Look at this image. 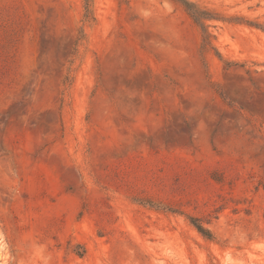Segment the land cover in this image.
Wrapping results in <instances>:
<instances>
[{"label": "rangeland", "instance_id": "rangeland-1", "mask_svg": "<svg viewBox=\"0 0 264 264\" xmlns=\"http://www.w3.org/2000/svg\"><path fill=\"white\" fill-rule=\"evenodd\" d=\"M191 1L0 0V264H264V0Z\"/></svg>", "mask_w": 264, "mask_h": 264}, {"label": "trees", "instance_id": "trees-1", "mask_svg": "<svg viewBox=\"0 0 264 264\" xmlns=\"http://www.w3.org/2000/svg\"><path fill=\"white\" fill-rule=\"evenodd\" d=\"M181 4V6L185 9V11L190 15L193 21L201 28L203 41L201 45V51L204 54L209 53L211 50H215V46L213 44V34L209 31L208 22L211 20L218 19V14L213 12L207 8L200 6L199 4L191 1V0H175ZM92 0H85V17L92 18ZM257 27H260L264 30V26L262 24H256ZM217 179V178H215ZM166 209L171 211L173 208H169L165 206ZM189 220L192 225L198 230L200 234L208 239H213L214 235L212 231L206 227L199 218L194 216H189Z\"/></svg>", "mask_w": 264, "mask_h": 264}]
</instances>
